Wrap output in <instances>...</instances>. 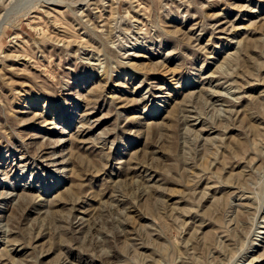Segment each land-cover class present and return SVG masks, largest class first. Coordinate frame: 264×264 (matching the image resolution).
I'll return each instance as SVG.
<instances>
[{"label": "rangeland", "instance_id": "1", "mask_svg": "<svg viewBox=\"0 0 264 264\" xmlns=\"http://www.w3.org/2000/svg\"><path fill=\"white\" fill-rule=\"evenodd\" d=\"M0 264H264V0H0Z\"/></svg>", "mask_w": 264, "mask_h": 264}]
</instances>
